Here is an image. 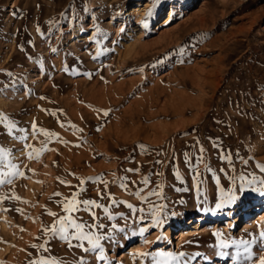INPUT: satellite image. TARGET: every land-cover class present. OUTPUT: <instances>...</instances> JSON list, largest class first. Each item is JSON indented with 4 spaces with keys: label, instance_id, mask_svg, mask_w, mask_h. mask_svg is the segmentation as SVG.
Listing matches in <instances>:
<instances>
[{
    "label": "rangeland",
    "instance_id": "1",
    "mask_svg": "<svg viewBox=\"0 0 264 264\" xmlns=\"http://www.w3.org/2000/svg\"><path fill=\"white\" fill-rule=\"evenodd\" d=\"M0 113L8 118L0 122V147L11 153L0 157V171L15 164L24 173L0 185V196L8 197L0 202V264L40 256L76 264L82 250L42 228L69 215L58 202L78 187L84 189L78 199L99 200L114 216L92 209L106 226L97 234L112 224L125 230L101 240L110 264H151L137 253L160 250L200 253L191 264H255L264 254V194L216 208L243 183L245 169L264 179L256 167L264 165V0H0ZM33 122L58 138L33 136ZM45 142L49 150L39 159L27 157ZM101 175L117 201L146 210L147 203L117 186V177L136 181L129 183L133 191L144 187V177L146 191L161 185L164 199H150L165 205L163 225L141 235L151 214L137 213L145 216L138 221L123 204L101 199L104 185L89 180ZM201 214L204 220L191 223ZM71 215L93 222L87 211ZM184 225L191 233L181 240ZM219 239H255L252 260L236 257L235 245L219 248ZM224 251L229 255L220 256ZM85 258L104 264L94 254Z\"/></svg>",
    "mask_w": 264,
    "mask_h": 264
},
{
    "label": "snow or ice",
    "instance_id": "2",
    "mask_svg": "<svg viewBox=\"0 0 264 264\" xmlns=\"http://www.w3.org/2000/svg\"><path fill=\"white\" fill-rule=\"evenodd\" d=\"M87 10V9H85ZM151 10L149 11L148 15H151ZM15 15V13H13ZM61 15H65V13H61ZM48 23L52 25L54 21L49 20ZM37 31H40L39 28H37ZM53 52H56V49H52ZM64 71H68V68L65 67ZM9 76H11V73H8ZM41 99H44V97H41ZM47 111V110H45ZM104 115H107V112L104 113ZM8 118L3 113H0V122L6 121ZM63 127V125H61ZM72 128H76L75 125H70ZM16 124L15 122H11V128H15ZM32 129L34 130L32 132L33 136L36 135V133H41L43 136H45L47 139H50L52 136H57L58 134L52 133L46 129H40L37 127L36 123L33 122ZM21 132H26V129H20ZM79 131H82V129H79ZM99 131V129H97ZM19 139L27 140V135L18 137ZM65 142V141H62ZM79 146V145H77ZM27 148H32V145H27ZM47 143L45 142L44 146L40 149H33V151L27 153V157L29 159H39L40 155L44 151H48ZM201 152H203V149H201ZM35 153V155H33ZM7 155H11L10 151L7 149H4L0 147V157H6ZM186 162H190L188 159V154L185 153ZM202 161V157L200 158ZM222 159L228 160L231 163V156L226 155L223 156ZM242 163L247 166L248 160H245L243 158ZM6 167H9L12 169L11 171H0V185H4L5 183L11 184V179H6L7 177H23L24 173L20 171L17 165L15 164H9L6 165ZM256 167L261 171L264 172V165L257 164ZM233 170L235 168L233 167ZM128 172H138V169H128L126 170ZM74 175V173L72 174ZM159 175V174H157ZM251 175L252 179H248V176ZM239 179L243 181L239 185L238 188L234 189L228 194L227 201H221V203L216 204V208L219 209L222 206H225V204L233 205L237 203L238 200H240L244 195L249 194L251 192H257L260 191L261 194H264V179H262L259 176H256L253 173H248L245 169L244 172H242L239 176ZM90 181L94 183H101L104 185L105 192L101 193L98 192L97 195L101 197V199L105 198V195L107 199L110 201L112 205L116 204H123L128 209H130L132 216L135 217L138 221H143L145 219V216H137V213H150L152 216L151 223L147 226H143L139 229V233L143 235L144 233H147L150 228H155L158 226L163 225V220L161 219L160 213L165 208V205L162 203H155L150 198L155 196L159 199L163 200V194H162V186L156 185L155 188H152L151 190H147V187L150 183L148 177H144V179L141 181V183L144 185L143 188H136L134 191L129 189V183L135 185L136 181H129V178L127 176L125 177H117L118 181V187H120L122 190L130 191L131 195L137 197L142 204L147 203L148 207L147 210L144 207L137 208L133 206L128 201H117L111 193L107 192L108 187V181L103 178V175L96 177V178H89ZM61 184H64L65 186H69L68 181L61 180L59 181ZM85 183L84 180L80 181V185H83ZM259 184L260 189H257L255 185ZM84 189L82 187H78L77 191H74L70 198H64L58 203L62 205V210L65 213H68L69 215L60 216L58 219L54 221V223L51 226L42 228V232L45 236H51L52 239H59L65 243H67L69 248H78L82 250V252L85 255H82L79 257L76 261V264H89V262L86 260L87 255H95V258L97 261L104 262V264H110L108 256L105 253L104 247L101 244V240H104L105 242H109L113 239L111 236V231L118 230V231H125L124 229H117V226L115 224L111 225V231L104 233V234H97L99 230L105 229V224L98 223L97 221L99 218L96 216V213L92 211V209L99 208L102 209L103 212L106 214L107 219L112 220L114 219V216L109 211V208L105 206L103 203H101L99 200L96 199H84L80 200L78 199L81 195V192H83ZM55 196H62L61 193L57 192L54 193ZM6 196H0V202L7 199ZM16 200H19L20 197L14 196L13 197ZM27 203V201H24ZM87 211L89 212L90 216L92 217V223H87L84 221L77 222L76 218H73L71 213L78 212V211ZM16 211L20 212L21 209H16ZM46 214L56 217L57 213L52 212L50 209H45ZM120 217L127 220L129 217H125L123 213H119ZM73 231H69V230ZM215 235L219 238L221 237V233L217 232ZM259 237L261 240V243L259 245L261 251H264V231H261L259 233ZM159 239V238H158ZM73 241H76V243H73ZM256 243V240H244V239H219L218 246L221 249H227L229 245H235L237 246V250L235 253L236 257H242L244 261H250L252 260L253 253L250 252L249 248L250 245ZM243 246V247H241ZM33 248H36L38 250L42 249L44 252H49L50 248L47 247L45 244L40 245H32ZM139 256H148L151 257V264H191L193 260H195L197 257H199L200 253H191L186 254L185 252L181 251L179 253H176L174 251H156V252H149V253H137ZM220 256H228L229 253L224 251L219 253ZM207 259V257H205ZM29 264H65V261L60 260L54 256H40L36 260L29 261ZM233 264H236V259H233ZM255 264H264V254L259 255L258 260L255 262Z\"/></svg>",
    "mask_w": 264,
    "mask_h": 264
},
{
    "label": "bare ground",
    "instance_id": "3",
    "mask_svg": "<svg viewBox=\"0 0 264 264\" xmlns=\"http://www.w3.org/2000/svg\"><path fill=\"white\" fill-rule=\"evenodd\" d=\"M256 209L257 208H254L253 210L258 212L259 210H256ZM259 209H260V211H259V213H260L259 214V219L260 220H264V206L260 207ZM200 220H204V214L199 215L198 219L197 220L195 219V221H192L191 223H194L196 221L200 223ZM199 223H197L194 226V228H197ZM186 225H188V223ZM186 225H184L183 228L177 232L178 233V235L176 236L177 238L180 237L181 240H182V239H184L187 236V234L191 233V230L186 229ZM249 225H250V223L247 224L246 226L248 227ZM201 226H202V224L199 227H201ZM171 236H172V231L170 229V230L167 231V237H168L167 240H169L171 238ZM169 241H171V240H169Z\"/></svg>",
    "mask_w": 264,
    "mask_h": 264
}]
</instances>
